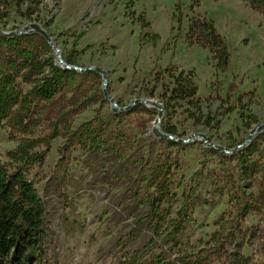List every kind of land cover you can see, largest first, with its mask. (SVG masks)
<instances>
[{
	"label": "rangeland",
	"instance_id": "obj_1",
	"mask_svg": "<svg viewBox=\"0 0 264 264\" xmlns=\"http://www.w3.org/2000/svg\"><path fill=\"white\" fill-rule=\"evenodd\" d=\"M28 9L9 7L0 30L45 27L60 52L54 51L55 65L85 69L76 71L77 84L86 83L91 104L73 126L96 121L100 140L94 152L74 145L62 161L67 138H59L45 164L30 169L28 179L47 208L46 255L35 264H120L140 246L128 236L149 211L146 167L160 157L177 162L168 218L188 211L185 249H203L224 227L251 264H264V130L247 144L264 126V15L245 0H40ZM198 19L213 21L225 40V72L208 50L188 45ZM97 69L106 73V86ZM180 73H193L198 95L165 111L169 75ZM148 101L162 106L161 120L159 107ZM168 128L177 137L166 140L179 147L156 135ZM251 144L249 160L257 169L245 178L240 156ZM18 145L10 129L0 127L1 163Z\"/></svg>",
	"mask_w": 264,
	"mask_h": 264
},
{
	"label": "trees",
	"instance_id": "obj_2",
	"mask_svg": "<svg viewBox=\"0 0 264 264\" xmlns=\"http://www.w3.org/2000/svg\"><path fill=\"white\" fill-rule=\"evenodd\" d=\"M245 1L264 15V0ZM39 4L40 0H0V15L7 16L12 5L20 10L25 5L31 9ZM176 9L179 16V3ZM187 41L189 46L208 50L217 68L226 71L229 48L213 21H192ZM53 54V47L38 33H0V127L6 125L11 137L19 141L16 150L7 154L9 162H0V264H35L46 255L47 208L28 173L45 164L52 143L67 138V144L60 149L62 161L76 144L93 152L99 148L96 121L78 130L73 126L75 117L91 104L88 87L85 82L77 84L78 72L57 67ZM90 75L99 78L95 72ZM169 76L173 88L167 93L165 111L180 102L192 104L198 95L193 73ZM40 129L43 134L37 137ZM165 133L177 137L173 128ZM164 143L179 147L166 139ZM254 147L251 144L240 156L245 178L257 169L249 160ZM176 164L175 159L172 163L169 157H160L147 165L144 178L149 211L137 219L128 236V241H140V246L126 252L120 264H212L214 260L221 264H251L242 247L235 245L234 232H226L224 227L203 242V249H185L183 237L191 220L188 211L182 209L176 218H168V204L174 200L171 186Z\"/></svg>",
	"mask_w": 264,
	"mask_h": 264
},
{
	"label": "water",
	"instance_id": "obj_3",
	"mask_svg": "<svg viewBox=\"0 0 264 264\" xmlns=\"http://www.w3.org/2000/svg\"><path fill=\"white\" fill-rule=\"evenodd\" d=\"M0 33L3 34V35H6V36H16V35H25V34H32V33H38L40 35H42L47 41L48 43L53 47L54 51H56L58 53V55L60 54L56 44L54 43L52 37L50 36V34L44 30L43 28L37 26V25H32L31 27H27L25 28L23 31H19L17 33H13V34H6L4 32H2L0 30ZM68 69L70 70H75V71H85V69H81L79 67H75V66H67ZM97 72L100 73L102 76H103V79H104V86H106V83H107V77H106V73L100 69H97ZM105 94V98L109 99L112 103H114V100L113 98L107 93V92H104ZM145 103L144 101H137V103ZM153 101H150V103H152ZM160 109V112H159V120L162 119L163 117V108L161 105L159 104H156ZM264 130V126H260L257 130L253 131L251 136L249 137V140L247 141V144H249L251 142V140L253 139L254 135L257 133V132H261ZM156 135L161 138V139H167V140H173V141H176V137L172 136V135H169V134H166V133H160L159 131L156 132Z\"/></svg>",
	"mask_w": 264,
	"mask_h": 264
},
{
	"label": "bare ground",
	"instance_id": "obj_4",
	"mask_svg": "<svg viewBox=\"0 0 264 264\" xmlns=\"http://www.w3.org/2000/svg\"><path fill=\"white\" fill-rule=\"evenodd\" d=\"M146 104H149L151 106L150 108H157V105H155L154 102L150 103V101H148V102H146ZM159 112H160V109H159ZM155 128H156V130L158 129V122H155Z\"/></svg>",
	"mask_w": 264,
	"mask_h": 264
}]
</instances>
